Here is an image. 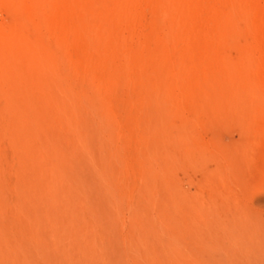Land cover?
Returning a JSON list of instances; mask_svg holds the SVG:
<instances>
[{"label":"rangeland","instance_id":"rangeland-1","mask_svg":"<svg viewBox=\"0 0 264 264\" xmlns=\"http://www.w3.org/2000/svg\"><path fill=\"white\" fill-rule=\"evenodd\" d=\"M17 7L0 1V264H264V0ZM16 29L52 59L30 66Z\"/></svg>","mask_w":264,"mask_h":264},{"label":"bare ground","instance_id":"bare-ground-1","mask_svg":"<svg viewBox=\"0 0 264 264\" xmlns=\"http://www.w3.org/2000/svg\"><path fill=\"white\" fill-rule=\"evenodd\" d=\"M0 1H2L4 4H8V5H13V6H16V8L18 9V7L17 6H22V8L25 6L26 7V5L27 6H29V4L31 3V1L32 0H0ZM35 1V0H34ZM96 2V1H95ZM95 2H94V5H95ZM36 3H37V0H36ZM101 3V2H100ZM96 4H98V2H96ZM208 4V3H207ZM212 4V3H211ZM85 6V5H84ZM12 7V6H11ZM34 7V6H33ZM97 7H100V4L97 6ZM96 6H95V10H96V8H97ZM7 8H8V6H7ZM9 9V8H8ZM20 9V8H19ZM33 9V8H32ZM232 9V8H231ZM26 10H27V8H26ZM214 10V9H213ZM19 11V10H18ZM17 11V12H18ZM28 11H29V9H28ZM228 11V10H227ZM21 12V11H20ZM19 12V13H20ZM204 12V11H203ZM203 12H202V14H203ZM207 12V11H206ZM211 12V11H210ZM18 13V14H19ZM114 13V12H113ZM108 14V13H107ZM202 14H199V15H201L202 16ZM20 15H22V12H21V14ZM25 15V14H24ZM27 15V14H26ZM110 15H111V12H110ZM188 15V14H187ZM225 15H227V13L225 14ZM18 16V15H17ZM190 17V16H189ZM199 17V16H198ZM18 18V17H17ZM16 18V19H17ZM20 18H22L23 19V15H22V17L20 16ZM228 18V17H227ZM12 19V18H11ZM19 19V18H18ZM212 19H213V17H212ZM20 20V19H19ZM198 20V19H197ZM245 20V19H244ZM88 21V20H87ZM96 21V20H95ZM206 21V20H205ZM213 21V20H212ZM196 22V21H195ZM190 23V22H189ZM192 24V23H191ZM190 24V25H191ZM197 24V23H196ZM207 24V23H206ZM217 26V25H216ZM11 27V26H10ZM196 27V26H195ZM210 27H212L211 25H210ZM17 29H18V27H17ZM17 29H16V31H15V33L17 32ZM13 31V30H12ZM203 32V31H202ZM5 33V32H4ZM35 34H36V32H35ZM34 34V35H35ZM16 35V39L18 40V42H19V44H21V46L23 45V47L25 48V49H27V52L26 53H29V52H31V55H30V57H31V59L30 58H28V55L29 54H26V57L28 58V60L30 59V66H34L35 68H36V70H37V65L40 63V61H41V58H42V56H43V54H44V56L45 57H47L48 56V58H49V61L52 59L51 58V56L50 55H52V54H48V53H46V54H48V55H45V52H46V47L45 46H43L42 44H43V42L42 41H39V40H41L40 39V37L38 38L36 35L35 36H29V37H27V35H24V34H21L19 31L15 34ZM0 36H2V34L0 35ZM4 36H5V34H4ZM15 36H13L12 38H14ZM3 38V40L2 41H5L4 40V37H2ZM12 38H11V40H10V38H9V40L10 41H12ZM1 41V42H2ZM8 42V41H7ZM17 42V41H16ZM17 42V43H18ZM49 43H50V41H49ZM205 43V42H204ZM1 44V43H0ZM47 44V43H46ZM52 44V43H51ZM116 44V43H115ZM114 44V45H115ZM2 45V44H1ZM6 45V47H3V48H5L4 49V52H6V54L9 56V57H11L12 55H15L16 53H17V51H18V49H17V51H16V53H15V51H14V48L13 47H11L10 46V44L9 43H6V42H4V46ZM11 45H13V43L11 44ZM50 46V45H49ZM14 47H15V45H14ZM51 47H52V45H51ZM24 48L22 49V51L24 50ZM47 49H49V48H47ZM203 49H204V47H203ZM1 52V51H0ZM2 54V53H1ZM11 55V56H10ZM54 55H55V51H54ZM219 55V54H218ZM2 56V55H1ZM0 56V57H1ZM5 56V55H4ZM4 56H3V58L2 59H4ZM50 56V57H49ZM8 57V58H9ZM13 57V56H12ZM45 57H44V59H45ZM54 57H56V56H54ZM53 57V60L55 59ZM220 57V56H219ZM47 58V59H48ZM51 58V59H50ZM1 59V60H2ZM7 59V58H6ZM26 59V58H25ZM229 59H230V57H229ZM0 60V65H2V66H4V63L5 62H3V64H2V61ZM5 60V59H4ZM7 61V60H6ZM9 61H10V59H9ZM18 62H19V60H18ZM25 61H24V59H23V63H24ZM44 62V61H43ZM86 62H87V60H86ZM10 64H11V61L9 62ZM28 63H29V61H28ZM27 63V64H28ZM42 63V62H41ZM19 64V63H18ZM45 64V63H44ZM50 64V63H49ZM91 64V63H90ZM9 65V64H8ZM86 65V64H85ZM13 66V65H12ZM20 66V65H19ZM53 66V65H52ZM55 66V65H54ZM223 66V65H222ZM24 67V65L22 66V68ZM4 68V67H3ZM13 68V67H12ZM17 68V70H19V68H18V66L16 67ZM28 68V67H27ZM34 68V69H35ZM9 69V68H8ZM85 69V68H84ZM88 69H89V67H88ZM6 70V69H5ZM28 70V69H27ZM35 70V71H36ZM21 71V70H20ZM222 71V70H221ZM2 72H3V69H2ZM8 72V71H7ZM12 72H13V70H12ZM22 72H24V70L22 71ZM55 72V71H54ZM20 73V72H19ZM130 73V72H129ZM26 74V73H25ZM35 74H36V72H35ZM38 76H39V74H38ZM37 76V77H38ZM243 76V75H242ZM26 77V76H25ZM47 77V76H46ZM59 77V76H58ZM245 77H246V74H245ZM26 79H27V77H26ZM47 79V78H46ZM38 80V79H37ZM42 80H44V79H42ZM1 81V80H0ZM39 81V80H38ZM46 81V80H45ZM39 83V82H38ZM49 85H54L55 86V88L56 89H59V82H58V80L57 79H49V81L47 82ZM47 84V85H48ZM45 85V84H44ZM48 85V86H49ZM60 85H61V83H60ZM242 85H243V83H242ZM242 87V86H241ZM46 88V87H45ZM48 88V87H47ZM47 88H46V90H47ZM63 91V90H62ZM64 92H65V90H64ZM68 92V91H67ZM37 93V92H36ZM48 94H49V92H48ZM60 94V93H59ZM49 96V95H48ZM3 97H5V95L3 96ZM1 98V97H0ZM27 98V97H26ZM50 99V98H49ZM49 101V100H48ZM68 102V101H67ZM75 102V101H74ZM11 103V102H10ZM72 104H73V102H72ZM75 105V104H74ZM73 105V106H74ZM28 106V105H27ZM30 106V105H29ZM52 106H54V105H52ZM53 109V108H52ZM70 109V108H69ZM76 110V109H75ZM19 111H21V110H19ZM22 112V111H21ZM28 112V111H27ZM72 113V112H71ZM21 114V113H20ZM46 114V113H45ZM52 114V113H51ZM53 114H55V113H53ZM37 118V117H36ZM25 119V118H24ZM53 119V118H52ZM38 120V119H37ZM66 120V119H65ZM53 120H51V122H52ZM69 122V121H68ZM27 123H29V121L27 122ZM30 124L32 125V123L30 122ZM41 124H44V122H42ZM41 124H39V125H41ZM74 124V123H73ZM13 125V124H12ZM23 125V124H22ZM54 125H56V124H54ZM65 125H66V123H65ZM64 125V126H65ZM32 127V126H31ZM46 127V126H45ZM14 129V128H13ZM31 129V128H30ZM35 130V129H34ZM4 131H7V129H5ZM32 131H33V129H32ZM22 132H23V129H22ZM21 132V133H22ZM47 132H49V131H47ZM69 132H70V130H69ZM4 133H6V132H4ZM12 133V132H11ZM41 133V132H40ZM8 134H9V132H8ZM20 134V133H19ZM37 134H39V133H37ZM16 135V134H15ZM33 135V134H32ZM29 136H31L30 135V133H29ZM37 136V135H36ZM90 136V135H89ZM38 137V136H37ZM90 138V137H89ZM40 139V138H39ZM38 141H40V140H38ZM42 143H40V145H41ZM84 144V143H83ZM43 145V144H42ZM32 146V145H31ZM39 146V145H38ZM37 146V147H38ZM83 146V145H82ZM34 147V146H33ZM20 149H21V147H20ZM22 150V149H21ZM36 151V150H35ZM32 152V151H31ZM38 152V151H37ZM91 152V151H90ZM22 154V153H21ZM34 154H35V152H34ZM38 154V153H37ZM73 154V153H72ZM24 155V154H23ZM27 155V154H26ZM70 155V154H69ZM32 156H34L33 155V153H32ZM24 157V156H23ZM29 157V156H28ZM30 158V157H29ZM71 158V157H70ZM28 159V158H27ZM98 159V158H97ZM22 160V159H21ZM25 160V159H24ZM69 169H70V167H69ZM88 171V170H87ZM73 172V171H72ZM94 173V172H93ZM92 173V174H93ZM70 174V173H69ZM74 175V173L72 174V176ZM82 175V174H81ZM71 176V175H70ZM75 177V176H74ZM73 178V177H72ZM98 179V178H97ZM70 180H72V179H70ZM88 181V180H87ZM85 183V182H84ZM74 193V192H73ZM69 194V193H68ZM71 197V196H70ZM78 200H79V198H78ZM80 201V200H79ZM48 205V204H47ZM45 207V206H44ZM49 207V206H48ZM47 210V209H46ZM47 211H49V210H47ZM50 212V211H49ZM53 213V212H52ZM36 215V214H35ZM50 215V214H49Z\"/></svg>","mask_w":264,"mask_h":264}]
</instances>
